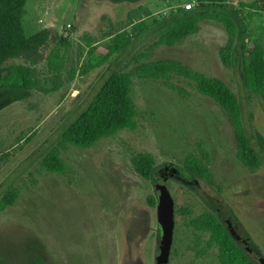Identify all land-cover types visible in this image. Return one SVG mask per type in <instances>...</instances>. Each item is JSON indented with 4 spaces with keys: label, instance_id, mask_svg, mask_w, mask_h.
<instances>
[{
    "label": "rangeland",
    "instance_id": "374dc122",
    "mask_svg": "<svg viewBox=\"0 0 264 264\" xmlns=\"http://www.w3.org/2000/svg\"><path fill=\"white\" fill-rule=\"evenodd\" d=\"M254 1L228 0L234 6ZM191 3L28 1L27 36L45 31L48 40L31 57L35 62L21 58L5 67L30 66L43 90L57 91L48 95L0 91V201L11 191L17 193L13 206L0 212V264H157V207L148 202L156 195L153 182L135 172L133 159L140 154L153 156L158 171H181L184 181L173 179L167 184L175 201L168 264H220L217 248L208 247L209 235L190 227L193 219L204 214H217L229 225L255 263L264 259V151L256 138L264 137V101L246 90L239 59L241 51L248 55L252 41L264 46V31L250 24L252 35L235 44L238 53L230 68L220 57V50L230 42L227 31L205 21L194 36L171 47L158 46L161 25L151 28L104 68L81 72L91 59L106 53L115 35H131L134 20L150 24L153 17H167ZM86 36L97 49L92 56ZM165 60L221 80L238 97L246 132L263 159L260 169L251 171L239 161L234 129L221 107L201 95L193 82L177 76L169 80L132 77L137 130H123L88 150L67 145L60 153L68 167L64 175L43 168V160L58 146L63 132L112 73H134L142 64ZM193 156L209 169L212 183L187 171V160ZM247 248L260 257L250 255Z\"/></svg>",
    "mask_w": 264,
    "mask_h": 264
},
{
    "label": "trees",
    "instance_id": "16d2710c",
    "mask_svg": "<svg viewBox=\"0 0 264 264\" xmlns=\"http://www.w3.org/2000/svg\"><path fill=\"white\" fill-rule=\"evenodd\" d=\"M28 1L0 0V91H39L48 95L57 89L43 90L35 70L30 66L5 67L10 60L21 58L35 62L31 57L35 56L48 40L45 31L32 37L27 36L24 19ZM190 1L195 3L192 10H186L183 6L167 17H153L150 24L143 19L134 20L130 24L133 33L131 35L119 33L111 38L106 46V53L91 59L89 67L81 69L82 75L104 68L114 57L128 50L141 34L160 25L158 46L168 47L194 36L202 22L222 25L230 37L228 46L220 50L221 60L227 68L236 60L235 53H238V50L235 44L244 43L251 37L250 24L255 23L257 30L264 31V0L239 3L235 6L228 0ZM147 18L149 19L148 15ZM62 40L63 45H67V41ZM85 40L89 47V55L92 56L97 51L96 46L92 43L91 37L86 36ZM141 59L146 60L147 56L143 55ZM239 59L246 90L264 101V46L259 40L252 41L248 55L241 51ZM134 76L149 80H169L171 76H177L193 82L201 95L212 99L226 114L234 129L239 161L251 171L262 167L263 159L253 148L246 132L240 101L230 88L221 80L204 77L179 62L165 60L142 64L134 73H112L84 112L63 132L58 146L43 160L42 166L48 173L64 175L68 171L67 165L60 157L61 151L67 145L88 150L94 148L99 141L115 137L123 130H137L138 111L131 99ZM256 138L264 151V137L258 134ZM133 166L138 176L152 182L159 169L155 159L149 154L135 157ZM186 169L191 175L212 183L209 169L199 162L198 158L194 156L189 158ZM16 195V191H11L1 199L0 212L13 206ZM148 202L151 207H156L157 199L153 197ZM181 212L185 215L191 214L188 210ZM190 227L209 235L208 247L217 248L220 264H257L238 244L228 227L217 218V214L201 215L190 222Z\"/></svg>",
    "mask_w": 264,
    "mask_h": 264
},
{
    "label": "water",
    "instance_id": "95a60500",
    "mask_svg": "<svg viewBox=\"0 0 264 264\" xmlns=\"http://www.w3.org/2000/svg\"><path fill=\"white\" fill-rule=\"evenodd\" d=\"M170 165L167 166L169 168ZM180 172L172 169L168 173L159 170L153 181V188L156 195L157 222H158V244L157 264L162 260L168 264L171 255V249L174 242L175 231V201L168 189V182L178 179ZM160 259V260H159ZM260 264H264V259H260Z\"/></svg>",
    "mask_w": 264,
    "mask_h": 264
},
{
    "label": "flooded vegetation",
    "instance_id": "af4514ba",
    "mask_svg": "<svg viewBox=\"0 0 264 264\" xmlns=\"http://www.w3.org/2000/svg\"><path fill=\"white\" fill-rule=\"evenodd\" d=\"M172 167V166H171ZM172 169H174V168H171L170 170H172ZM169 170V171H170ZM180 172V177L178 178V180L179 181H182V183H184V181L183 180H181V171H179ZM218 213H219V215H222L223 213H221L220 211H218ZM223 216V215H222ZM226 223H227V221H225ZM228 224V223H227ZM226 225V224H225ZM227 227H228V229H229V231L231 232V234L233 235V237L235 238V237H237V235H234L233 233H232V231L230 230L231 229V227L229 226V225H226ZM236 239V238H235ZM237 241V240H236ZM247 243L246 242H244V245H246ZM247 251H248V253H250V255H252V256H258V257H260V255L259 254H257V252L256 251H252L250 248H247ZM260 259H261V257H260Z\"/></svg>",
    "mask_w": 264,
    "mask_h": 264
},
{
    "label": "built area",
    "instance_id": "2783aa9c",
    "mask_svg": "<svg viewBox=\"0 0 264 264\" xmlns=\"http://www.w3.org/2000/svg\"><path fill=\"white\" fill-rule=\"evenodd\" d=\"M194 7H195V3H191V4L186 5V6H185V9H186V10H191V9L194 8Z\"/></svg>",
    "mask_w": 264,
    "mask_h": 264
},
{
    "label": "crops",
    "instance_id": "0c3cea01",
    "mask_svg": "<svg viewBox=\"0 0 264 264\" xmlns=\"http://www.w3.org/2000/svg\"><path fill=\"white\" fill-rule=\"evenodd\" d=\"M131 26V25H130Z\"/></svg>",
    "mask_w": 264,
    "mask_h": 264
}]
</instances>
